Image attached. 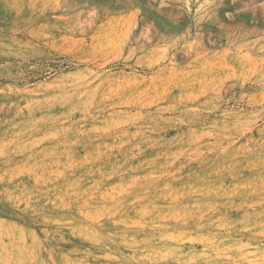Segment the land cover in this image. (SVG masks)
I'll use <instances>...</instances> for the list:
<instances>
[{"label":"rangeland","instance_id":"rangeland-1","mask_svg":"<svg viewBox=\"0 0 264 264\" xmlns=\"http://www.w3.org/2000/svg\"><path fill=\"white\" fill-rule=\"evenodd\" d=\"M0 264H264V0H0Z\"/></svg>","mask_w":264,"mask_h":264}]
</instances>
